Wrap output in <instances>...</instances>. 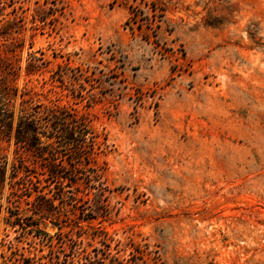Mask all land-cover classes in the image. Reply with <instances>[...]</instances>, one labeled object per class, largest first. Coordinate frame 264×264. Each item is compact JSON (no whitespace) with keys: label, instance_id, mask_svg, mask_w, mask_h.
<instances>
[{"label":"rangeland","instance_id":"rangeland-1","mask_svg":"<svg viewBox=\"0 0 264 264\" xmlns=\"http://www.w3.org/2000/svg\"><path fill=\"white\" fill-rule=\"evenodd\" d=\"M0 87L105 144L58 201L0 134V264H264V0H0Z\"/></svg>","mask_w":264,"mask_h":264},{"label":"trees","instance_id":"trees-1","mask_svg":"<svg viewBox=\"0 0 264 264\" xmlns=\"http://www.w3.org/2000/svg\"><path fill=\"white\" fill-rule=\"evenodd\" d=\"M14 96L15 94L11 95L5 88L0 87V134L7 140L13 139L14 144L23 148L32 158L36 169H39L38 172L26 167L20 169L27 173L30 188L38 193V197L44 199L46 194H40L41 191L52 187L57 196L56 200L62 201L65 198V187H71L78 181L89 187L94 186L98 175L89 167V155L105 144L92 132L88 124L64 111L58 112L59 114L33 111L35 113L32 114L20 110L15 120L11 102ZM12 171L18 173L19 169L12 167ZM5 172V167L0 163L1 181ZM42 181L45 182L43 186ZM66 197L72 199L70 196ZM46 200L43 207L52 208V203L48 201L53 200ZM68 252H71L72 256L65 253L61 256L53 255L44 264H78L79 261L76 260L80 259H75L79 256L78 252L71 247ZM81 264H104V261H91L83 257Z\"/></svg>","mask_w":264,"mask_h":264}]
</instances>
